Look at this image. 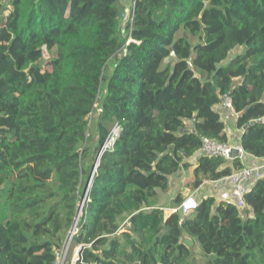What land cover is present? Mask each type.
<instances>
[{"label": "trees", "instance_id": "1", "mask_svg": "<svg viewBox=\"0 0 264 264\" xmlns=\"http://www.w3.org/2000/svg\"><path fill=\"white\" fill-rule=\"evenodd\" d=\"M133 2L122 32L118 0H0V264H55L74 223L78 264H196L185 236L204 264H264V175L243 209L158 205L181 171L245 167L200 153L227 144L224 98L264 162V0Z\"/></svg>", "mask_w": 264, "mask_h": 264}, {"label": "built area", "instance_id": "2", "mask_svg": "<svg viewBox=\"0 0 264 264\" xmlns=\"http://www.w3.org/2000/svg\"><path fill=\"white\" fill-rule=\"evenodd\" d=\"M134 2L127 10V19L126 22L132 20V10H133ZM224 106L227 109H230V102L228 98H224ZM256 123L264 125V116L255 120ZM118 129L115 128L112 131V134L116 136ZM113 142V138L111 137L108 140V145ZM102 149L99 155L103 152ZM200 153L209 157H222L227 161H232L233 156L236 154L237 157L242 160V155H245L241 147L233 146L225 143H220L212 140H203L202 147L200 149ZM264 175V163L258 164L252 167H243L239 171L232 173L225 180L231 186V200L234 206L237 209H243L245 207L244 196L250 191V183L260 179ZM219 182V181H218ZM218 182H212V184H216ZM197 207V204L192 201L191 197H187L182 200L179 206L171 211V213L178 211L182 215H187L190 212L194 211ZM78 217V216H77ZM77 232L76 223H74L69 231L67 232L65 239L63 241V245L61 250L59 251L55 264H78L81 259L79 256V247H75L74 251L72 250L73 246V236Z\"/></svg>", "mask_w": 264, "mask_h": 264}, {"label": "crops", "instance_id": "3", "mask_svg": "<svg viewBox=\"0 0 264 264\" xmlns=\"http://www.w3.org/2000/svg\"><path fill=\"white\" fill-rule=\"evenodd\" d=\"M123 1L125 2L127 0H123ZM132 2L133 0H128V4H127L129 5L128 7L132 5ZM218 112L220 114L222 122L224 123L225 133L228 138L227 144L238 146L239 145V135L238 134L241 130L237 129L235 126L237 116L233 114L231 111L227 110L224 105L222 106V104L218 107ZM242 161L244 162L245 167H252V166L264 163L263 161L253 159L246 154H245V158L242 159ZM190 170H191V177H192V168ZM191 177H190V182H191ZM190 182L187 183L188 186ZM252 183H250L249 185L251 186ZM195 190H198L195 195H189V196L187 195V197L193 198L197 202V204L199 203L198 201L200 199H205L207 197H213L214 199H216V201H230L231 196H232L231 195L232 189L227 180L220 181L216 183L215 185L212 184V182L204 183L202 186H200L198 189H195ZM199 191L203 192V194H198ZM204 191L206 193L207 192L209 193L206 195L204 194ZM173 192H174V189L171 188L170 181H169V189L167 190V192H164V193L158 192L159 194L158 205L161 208H163L164 213L166 215L171 214V211L174 210L173 207L171 206L172 200L179 194V191H175L174 193ZM211 192H215V194H211ZM184 244L186 245L185 241H184Z\"/></svg>", "mask_w": 264, "mask_h": 264}, {"label": "rangeland", "instance_id": "4", "mask_svg": "<svg viewBox=\"0 0 264 264\" xmlns=\"http://www.w3.org/2000/svg\"><path fill=\"white\" fill-rule=\"evenodd\" d=\"M119 2V9H120V28H121V31L124 32V23L126 22V17H127V10H128V0L127 1H123V0H118ZM182 36H184L185 38H188V34L185 32V31H182L181 34ZM239 50V49H238ZM237 50V51H238ZM233 53V52H232ZM231 53V54H232ZM200 77V76H199ZM93 128V126L91 127V129ZM94 131V129H93ZM190 177H191V170L189 171H181L178 175H175L173 177H171L170 179V186L172 189H174V192L175 191H179V193L181 194L182 198L184 199L185 197H187V195H195L196 192L198 190H193L191 189L187 183L190 182ZM173 192V193H174ZM209 192H205L204 191V194H208ZM198 194H203V192H200ZM211 194H215V192H211ZM173 209H176V208H173ZM122 223H124V221H122ZM123 226V225H122ZM123 228H125V226H123ZM185 241L188 249L190 250L191 252V255L193 256V259L195 261L196 264H204V258L201 254V251H200V248L198 246V244H196L194 241L188 239L187 237H184L183 238V242ZM74 248H72V250L74 251Z\"/></svg>", "mask_w": 264, "mask_h": 264}, {"label": "water", "instance_id": "5", "mask_svg": "<svg viewBox=\"0 0 264 264\" xmlns=\"http://www.w3.org/2000/svg\"><path fill=\"white\" fill-rule=\"evenodd\" d=\"M43 51H44V57L45 58H47V55H46V52H45V48H43ZM173 54H171L170 56H168L165 60H164V63L166 64V63H168L169 61H171L172 59H173ZM241 136V132L239 133V137ZM237 157V155L235 154L234 156H233V158H236ZM245 158V155H242V159H244ZM78 211L76 212V216H78ZM75 216V217H76Z\"/></svg>", "mask_w": 264, "mask_h": 264}, {"label": "clouds", "instance_id": "6", "mask_svg": "<svg viewBox=\"0 0 264 264\" xmlns=\"http://www.w3.org/2000/svg\"><path fill=\"white\" fill-rule=\"evenodd\" d=\"M192 201L197 204V202L192 198ZM198 205V204H197Z\"/></svg>", "mask_w": 264, "mask_h": 264}]
</instances>
